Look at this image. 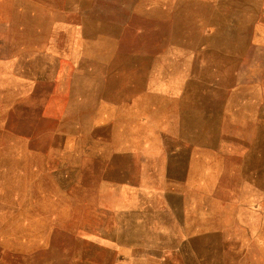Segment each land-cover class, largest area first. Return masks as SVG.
Returning a JSON list of instances; mask_svg holds the SVG:
<instances>
[{"label": "rangeland", "instance_id": "obj_1", "mask_svg": "<svg viewBox=\"0 0 264 264\" xmlns=\"http://www.w3.org/2000/svg\"><path fill=\"white\" fill-rule=\"evenodd\" d=\"M18 3L15 20L0 23V85H12L9 61L21 77L20 103L0 126V264H156L140 247L113 244L124 238V214L80 203L92 185L87 152L107 158L96 165L99 178L136 183L149 161L121 153L109 167L124 122L112 132L97 124L103 113L145 116L143 126L134 118V141L174 147L160 131L193 104L197 142L217 150L199 151L193 175L179 183L185 196L169 198L197 212L194 245L176 246L175 263L264 264V0ZM164 85L185 91L180 103L164 100ZM98 194L109 206L107 181ZM237 208L239 224L223 230Z\"/></svg>", "mask_w": 264, "mask_h": 264}, {"label": "crops", "instance_id": "obj_2", "mask_svg": "<svg viewBox=\"0 0 264 264\" xmlns=\"http://www.w3.org/2000/svg\"><path fill=\"white\" fill-rule=\"evenodd\" d=\"M19 6L18 0H0V23L14 21L15 18L10 17L9 13L12 10L16 11V9H19ZM12 46H16L17 48L15 49H19V45L13 43ZM4 64V60L2 61L0 59V70L3 76L6 74L3 72L5 70L3 67ZM8 64L9 70L7 77L12 80V85H0L1 127L5 126V121L10 117L9 112L14 110L15 103L18 105L21 100L20 93H18L20 88L19 81L21 80L20 68L14 61H9ZM1 74L0 76H2ZM158 91L164 100L170 102L178 101V103H180L181 98H184L186 94L185 91L182 92L176 86L170 85H164V88H160ZM14 93L17 94L16 98ZM108 102L109 106L112 105L113 107L115 105L114 108H117L111 99ZM114 112L116 111L112 109L105 111L103 113V119L98 121V123L96 122L100 125H107L112 132L116 131V123L118 124L120 122L118 120L120 117H122L124 122L122 130L118 131L124 134L123 143H118L119 141L117 142L116 136L110 141L113 149L109 153V167H113L112 164L115 157L121 155V153H124L128 157L133 156V154L138 156L139 154L142 159L147 158L149 166L145 168V163H141V179L136 183H133L127 177L123 182L117 181V178L112 177L114 175H110L107 179H101L97 176L96 165L104 164L107 158L101 156L100 154L103 155V152L98 151V149H94L92 154L87 152V156L92 159L93 165L91 176L92 185L90 192L87 191L86 193L85 188L83 189V195L80 192V203H90L92 200L91 203L96 210L108 209L114 215L124 214V219L118 222L117 227L118 229H122L125 235L124 238H115L112 241L114 245L140 247L138 251L142 258L155 261L156 264H166L165 261L176 264V246L180 248L185 245H194V239L197 236L198 230L196 222L197 212L195 209L185 205L173 206L169 198L175 195L179 197L185 196L184 191L179 188V183L193 175L191 173L192 163L197 160L199 151L213 152L217 148L212 143L197 142L196 136L198 130L195 124L197 110L195 104H193L192 108L189 105L187 109H180L178 107L172 112V118H168L165 121L164 127L166 129L160 131L171 134L169 138L177 143L174 147H168L165 144L154 146L153 143H147L146 139L142 140V137L140 142L136 143L133 137L130 136L133 134L134 118L139 117L138 120L136 118L137 121L135 123L143 126L146 124V117L137 114L134 117L132 110L124 111V116L118 113L114 114ZM170 127L171 129H167ZM181 152H185L183 155L185 154L184 157L186 159L182 157ZM85 156L86 153L83 151L84 160ZM174 157H177V159H174ZM173 162H176L178 165H175ZM128 165L131 166L132 164L128 162L125 169ZM181 170L184 177L179 180L173 175L175 172ZM102 180L107 181L111 192V195L106 198L109 200V206L100 202L101 195L98 194V190ZM120 194H124L126 201L125 205L118 210L116 204ZM110 203H114V205H110ZM238 210L237 208L228 211L229 221L223 226V230L233 228L239 224L238 220H234L235 215L239 213ZM211 228V226L210 228L208 226L205 230L208 231ZM126 231H129V234ZM142 264H149V262H143Z\"/></svg>", "mask_w": 264, "mask_h": 264}]
</instances>
